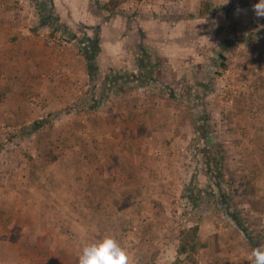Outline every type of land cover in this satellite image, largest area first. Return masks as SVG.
<instances>
[{
    "label": "rangeland",
    "instance_id": "374dc122",
    "mask_svg": "<svg viewBox=\"0 0 264 264\" xmlns=\"http://www.w3.org/2000/svg\"><path fill=\"white\" fill-rule=\"evenodd\" d=\"M92 1L102 25L72 35L119 41L130 69L103 77L89 40L85 92L56 104L61 114L0 96L1 255L78 264L85 244L113 235L129 264H252L264 244L258 0H113V11L103 9L111 0ZM209 141L226 150L224 198L213 179L195 181Z\"/></svg>",
    "mask_w": 264,
    "mask_h": 264
},
{
    "label": "crops",
    "instance_id": "0c3cea01",
    "mask_svg": "<svg viewBox=\"0 0 264 264\" xmlns=\"http://www.w3.org/2000/svg\"><path fill=\"white\" fill-rule=\"evenodd\" d=\"M49 4L56 7L57 14ZM92 4V0H0V96L16 98L14 103L25 107L26 112L30 106L44 111V103L51 102L54 108L49 111L61 114L56 104L83 94L93 57L86 53V47L64 39L62 35L67 31L60 25L64 23L73 34L89 33L102 25ZM48 15L52 16L50 21L46 20ZM100 41L96 63L103 77L130 69L120 58L119 41L116 45L103 36ZM117 75L121 81L123 74ZM32 97L38 103H29ZM6 239L0 241L6 244ZM6 252L0 253V264H28L29 257L22 256V251Z\"/></svg>",
    "mask_w": 264,
    "mask_h": 264
},
{
    "label": "trees",
    "instance_id": "16d2710c",
    "mask_svg": "<svg viewBox=\"0 0 264 264\" xmlns=\"http://www.w3.org/2000/svg\"><path fill=\"white\" fill-rule=\"evenodd\" d=\"M103 9L107 10V11H113L114 9H116V5H114L113 0H111L108 4H103ZM115 14H118V13H115ZM46 19L50 21L51 16H47ZM112 32L116 33V30H112ZM87 38L91 42L101 43L99 35H95V36L88 35ZM146 55L145 56L148 57V54H146ZM220 56L223 60H225L227 58V55L225 53H221ZM135 59H137V58H135ZM90 60L92 61L91 58H90ZM136 64H137V66H139L141 68L149 65L148 63L146 64V62H143L140 58H138ZM207 145L208 146L206 148V151L203 154L204 165L197 163L195 166V169L197 170V175L195 177L196 178L195 181L197 184V179H199L200 175H203L207 178L209 177L210 179H213L214 180V182L212 183L213 186L217 187V189L219 190V193H221V197L224 198V197H226L225 196L226 193H225V189H224V185H223V180H224V171L223 170H224V165H225L224 164L225 163L224 157L226 154V150L224 149V146L220 143H216V142L212 143L209 141V144L207 142ZM198 184H199V180H198ZM193 188H194V183L189 184L188 190L191 191ZM185 199L188 201V204L194 203L196 201L195 198L191 199L190 195H186ZM229 215L235 220L238 227L242 229V231L244 232L246 237L251 240L249 233L247 232L246 228H244V226H243V223H242L240 216L238 214H234L232 212H229ZM190 230L192 232H194L193 234L196 235L198 233L199 227L197 226L195 229L191 228ZM183 251L187 252L188 248H186V247L183 248Z\"/></svg>",
    "mask_w": 264,
    "mask_h": 264
},
{
    "label": "clouds",
    "instance_id": "9594fccd",
    "mask_svg": "<svg viewBox=\"0 0 264 264\" xmlns=\"http://www.w3.org/2000/svg\"><path fill=\"white\" fill-rule=\"evenodd\" d=\"M255 12L258 17H264V0H258ZM251 256L252 264H264V244L254 248ZM78 264H129V255L119 239L105 235L82 247Z\"/></svg>",
    "mask_w": 264,
    "mask_h": 264
},
{
    "label": "built area",
    "instance_id": "2783aa9c",
    "mask_svg": "<svg viewBox=\"0 0 264 264\" xmlns=\"http://www.w3.org/2000/svg\"><path fill=\"white\" fill-rule=\"evenodd\" d=\"M47 25H51L49 22L46 23ZM68 32L64 33L62 36L64 39H66L67 41H72L73 43L79 44L82 48L85 49V47L87 48V51H93V48L91 46V43L89 40H79L77 38H75L72 33L71 34H67ZM95 48V47H94Z\"/></svg>",
    "mask_w": 264,
    "mask_h": 264
}]
</instances>
